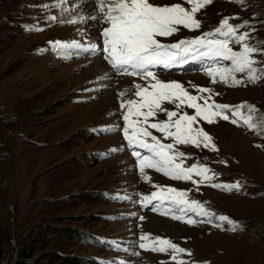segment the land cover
Wrapping results in <instances>:
<instances>
[{"label":"rangeland","instance_id":"374dc122","mask_svg":"<svg viewBox=\"0 0 264 264\" xmlns=\"http://www.w3.org/2000/svg\"><path fill=\"white\" fill-rule=\"evenodd\" d=\"M150 2L190 8L185 0ZM67 5L72 7L73 0ZM77 8L68 11L66 20L73 18ZM61 9L56 0H0V264H177L180 260L185 264H264V131L232 123L231 111L226 113L227 121L200 120L194 126L211 136L216 150L177 147L187 157L185 166L203 164L211 169L209 175L215 173L214 179L194 185L146 169L149 179L144 180L134 166L135 158L129 156L122 131H100L122 128L118 92L129 87L118 85L113 73L110 78L97 73L99 53H73L70 58L57 53L50 43L57 39L99 45V31L91 34L87 21L65 28L48 19L56 16L62 22ZM224 17H235L230 21L234 25L249 21L255 29L249 42L264 46V0H212L197 14L200 29L181 27L162 42L210 32ZM231 46L239 50V45ZM254 56L264 62V55ZM193 63L185 71L174 67L155 72L162 81L182 83L193 95L198 94L197 88L212 89L210 103L254 106L257 119L264 117V78L252 83L237 73L244 80L241 85L218 79L213 83L204 71L212 62ZM222 66L230 62L223 61ZM128 98H132L130 92ZM165 107L174 110L172 105ZM184 111L194 114L193 109ZM242 111L247 114V107ZM156 119L166 116L160 113ZM235 182L240 190L211 187ZM157 185L186 190L189 199L198 200L216 216L229 217L239 227L233 231L226 222L217 227L215 219L202 223L192 213L188 216L197 222L189 224L187 217L173 218L181 215L178 211L164 215V208L154 212L152 206H141L140 196L156 191ZM117 195L130 199H116ZM149 234L167 238L186 251L173 261L171 251L140 249L139 237Z\"/></svg>","mask_w":264,"mask_h":264},{"label":"snow or ice","instance_id":"6c2138e0","mask_svg":"<svg viewBox=\"0 0 264 264\" xmlns=\"http://www.w3.org/2000/svg\"><path fill=\"white\" fill-rule=\"evenodd\" d=\"M94 5L88 15H77L66 23L79 24L85 21H94L99 26V35L102 44L88 42L83 44L78 41L50 42L58 54L70 58L73 53L101 54L108 63L113 74L138 78L130 88L118 92L120 110L122 112L123 126H110L101 129L102 132L122 131L126 147L131 150L136 160L138 171L144 180L149 177L146 169L170 177L173 180L191 181L194 185L206 184L214 179L215 173L209 175L211 169L203 164L193 163L185 166L187 157L180 151L178 145H195L205 149L216 150L211 136L198 125L200 120L213 123L219 117L225 121L230 119L226 114L231 111V122H243L250 130L257 133L264 131V117L257 119L254 106L241 104L230 106L219 104L211 100L212 89L197 88V95H193L178 81L165 82L158 78L155 70L162 68L170 70L182 67L192 62L211 61L205 66L204 71L212 78V82H220L237 86L244 80L237 78V73H242L252 83L264 78V62L255 58L254 54L264 55V46L251 44L249 38L255 29L251 28L249 21L241 24H232L235 17H224L218 26L210 31L190 39H180L174 43H164L162 38L172 37L183 29L195 31L201 28V21L197 14L212 2V0H185L189 7L181 3L171 5H154L150 0H85ZM243 3V0H235ZM68 0H56V6L63 11ZM75 4L74 7H79ZM56 21V16L48 18ZM28 30L40 31L38 26H26ZM245 27L249 31L241 32ZM264 43V42H262ZM232 44L239 45V50H234ZM223 61H229L230 66H222ZM107 78V74L105 76ZM89 91V89H85ZM132 98L125 99L128 93ZM208 93V96L200 95ZM202 101V103L200 102ZM165 104L174 106V110L165 107ZM247 107V114L242 110ZM193 109L194 114L189 115L184 109ZM166 116L158 120V114ZM160 133L158 137L153 131ZM165 140L171 142L165 143ZM119 150H123V147ZM111 151H118L112 149ZM198 177L199 179H194ZM156 191L140 196L138 203L143 207L152 206L156 212L164 208V215L178 211L181 215L173 218L187 217L189 224L197 221L188 216L189 213L201 218L202 223L218 221L217 227H222L226 222L231 230L239 227L225 215L216 216L209 212L204 205L195 199L188 198L186 190H177L173 187L155 186ZM211 187L225 190H240L239 182L213 183ZM197 190H199L197 188ZM116 199L128 200L130 197L117 195ZM167 205V207H165ZM143 219V217H140ZM149 241V243H145ZM119 247L118 245H116ZM140 249L156 252L171 251V259L177 261V254L186 250L178 247L167 238H151L149 235L139 237ZM133 254H137L133 252ZM191 255V253H188ZM177 264H185L183 260Z\"/></svg>","mask_w":264,"mask_h":264},{"label":"bare ground","instance_id":"6f19581e","mask_svg":"<svg viewBox=\"0 0 264 264\" xmlns=\"http://www.w3.org/2000/svg\"><path fill=\"white\" fill-rule=\"evenodd\" d=\"M50 2H53V1H50ZM75 4H79L80 5L79 6L80 9L78 10V8H77V11H76V13L73 14V17H76L77 15H88V14H90L92 12L93 7H94V5L92 3H87V2H85V0H73L72 7H69L68 5H66V7H68L69 11H70L71 9L73 10L74 8H76V7H74ZM81 10H82V13L80 12ZM67 14H68V11L65 12L62 9L60 11H58V15L61 16V18L59 17V19H60V21L62 20L63 23L59 22V20L54 21L57 26H64L65 25L64 26L65 28H67L69 26L68 25L69 23L64 22V21H67L66 20L67 17H68ZM87 22L92 26V27H90V30H91L90 33L91 34L93 32H97V31L100 30L99 26L94 21H87ZM57 40L61 41L59 39H57ZM96 41L99 42V45L101 44L100 35H98V37H96ZM96 70H97V73L100 74V76H106V74H107V77L110 78L111 77L110 75H113L112 71L110 69V66L103 60V58L98 61L97 65H96ZM114 80H115L116 83H118V85L122 84L124 86L129 87V88L132 86V83H133L134 80L136 82L140 81L137 78L128 77V76H118V75L115 77ZM118 90H119V88H118ZM109 100L110 99L108 97L107 101H109Z\"/></svg>","mask_w":264,"mask_h":264}]
</instances>
